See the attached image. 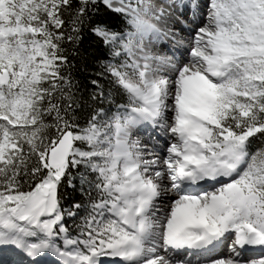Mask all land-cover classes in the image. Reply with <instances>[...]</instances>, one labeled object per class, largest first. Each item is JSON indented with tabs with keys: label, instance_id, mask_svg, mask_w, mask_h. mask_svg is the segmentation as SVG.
<instances>
[{
	"label": "snow or ice",
	"instance_id": "obj_1",
	"mask_svg": "<svg viewBox=\"0 0 264 264\" xmlns=\"http://www.w3.org/2000/svg\"><path fill=\"white\" fill-rule=\"evenodd\" d=\"M0 264H264V0H0Z\"/></svg>",
	"mask_w": 264,
	"mask_h": 264
},
{
	"label": "trees",
	"instance_id": "obj_2",
	"mask_svg": "<svg viewBox=\"0 0 264 264\" xmlns=\"http://www.w3.org/2000/svg\"><path fill=\"white\" fill-rule=\"evenodd\" d=\"M91 70H89V72H90ZM77 79H83V77L81 76V75H79V74H77Z\"/></svg>",
	"mask_w": 264,
	"mask_h": 264
}]
</instances>
